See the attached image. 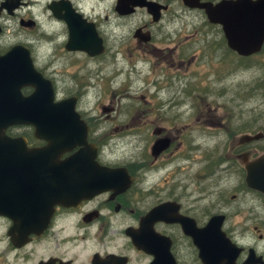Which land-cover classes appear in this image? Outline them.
I'll use <instances>...</instances> for the list:
<instances>
[{
	"label": "flooded vegetation",
	"instance_id": "obj_1",
	"mask_svg": "<svg viewBox=\"0 0 264 264\" xmlns=\"http://www.w3.org/2000/svg\"><path fill=\"white\" fill-rule=\"evenodd\" d=\"M135 1L154 2L156 16L130 0H0V54L26 50L50 81L53 100L74 98L94 151L95 167L86 170H101L108 179L115 169L118 179L71 205L16 209L13 217L0 212V264L25 262L32 252L39 255L31 264H264V209H242L253 196L264 203L245 185L243 166L264 152V34L258 40V34L241 38L236 31L231 47L222 25L202 8L181 0ZM138 12L143 19L130 28ZM186 14L190 29L181 33L176 28ZM193 19L206 29L194 28ZM72 30L90 39L82 40L91 49V38H99L101 51L68 48ZM38 51L46 59L37 58ZM131 52L134 61L126 58ZM55 54L59 66L61 56L75 55L64 65L74 69L105 54L104 70L118 64L116 54L136 75L137 63H144L142 105L80 109L81 77L67 75L73 84L61 92L46 72ZM97 77L107 79L106 73ZM31 91L20 88L23 95ZM99 96L95 91V100ZM4 134L27 148L45 144L30 124L9 125ZM210 145L216 152L206 157ZM78 149L60 152L59 160ZM211 183L225 195L212 196ZM212 214L222 215L220 239L204 231ZM27 228L32 231L21 236Z\"/></svg>",
	"mask_w": 264,
	"mask_h": 264
},
{
	"label": "water",
	"instance_id": "obj_2",
	"mask_svg": "<svg viewBox=\"0 0 264 264\" xmlns=\"http://www.w3.org/2000/svg\"><path fill=\"white\" fill-rule=\"evenodd\" d=\"M181 1L188 7L202 8L211 22L221 24L231 47H235L236 31L241 38H246L247 34L254 38L258 34V40L264 34V0ZM130 2L145 6L156 16L154 2ZM74 32L72 30L69 34L68 48L84 50L88 55L101 51L99 38H91L96 45L91 49V44L82 40L86 38L76 37ZM19 49L11 47L0 54V212L10 217L15 215L16 209L71 205L105 188V184L112 186L118 182L112 175L115 169L110 170L108 179L100 175L101 170H86L95 167L94 151L87 144L85 127L80 125L74 111V98L53 100L50 81L33 67L26 50ZM23 86L32 87V91L21 94ZM74 120L77 126L73 124ZM12 124L32 125L34 135L43 139L45 144L27 148L21 138H9L4 130ZM76 145H80V149L59 160L60 152ZM243 166L245 185L264 196V152ZM48 210L50 214L51 209ZM221 219L219 214L210 216L204 228L210 237L222 238ZM31 231L32 228H27L18 232L25 237ZM26 240L14 243L19 246Z\"/></svg>",
	"mask_w": 264,
	"mask_h": 264
},
{
	"label": "rangeland",
	"instance_id": "obj_3",
	"mask_svg": "<svg viewBox=\"0 0 264 264\" xmlns=\"http://www.w3.org/2000/svg\"><path fill=\"white\" fill-rule=\"evenodd\" d=\"M173 9H178L179 6L176 4L172 5ZM190 15H187L181 20V25H177L178 30L182 31L181 33H187L190 29L191 22L189 21ZM138 19L142 18V13L138 12L137 15H134V18L131 19V22L129 23V27H133ZM187 20V21H186ZM198 19H193L192 22H194V28L198 29H206L201 26L200 22H197ZM117 22L114 21V24ZM128 26V23H127ZM126 30L125 25L124 26H118L115 28V30ZM106 55V54H105ZM105 55L101 58H98V62L96 64L87 63L83 65L81 68L74 69V66L68 67L64 66L68 60L72 59L74 56L70 54L61 56V66H59V58L58 55L55 54L53 56V60L51 64L49 65V68L46 69L47 73H50L52 76H54V79L56 80V84L61 87V92H64V90L68 89V86L71 81H69L66 77L67 75H75V77H81L80 81L77 83V88H79L81 91H84L83 96L81 97L78 106L80 109H100V105L113 106L116 108L118 105V109H138L142 103L139 99V95L145 94L144 88H143V80L142 76L146 73V67L144 63H137V69L140 72L139 75H136L135 72L129 70V65L125 63V59L123 56L116 54V57L118 59V64H108L107 70H104V67H102L104 63ZM36 57L39 59H46L45 53L42 51H38L36 53ZM137 57L136 52H131L126 58H131L133 61ZM52 60V57H51ZM100 61L102 63H100ZM74 69V70H73ZM61 70V73H60ZM99 70V71H98ZM118 70H121L120 72H117ZM106 73L107 79L104 77L98 78L97 74L104 75ZM111 77V78H110ZM129 80H132L129 82ZM73 84V83H72ZM95 91L96 93L100 92V96L98 97V100H95ZM114 136V133H113ZM215 148L213 146H209V148L206 151V157H212L213 154L216 152L214 150ZM215 166H213L214 168ZM216 168V167H215ZM218 179L212 180L213 182L217 181ZM211 183V192L212 196L217 194L225 195L224 190H218V185H212ZM218 190V191H217ZM253 196V195H252ZM254 199H252L251 203H245L242 206V209H256L257 211L261 212L264 209V203L262 200L257 197L253 196ZM210 212H215L217 209H209ZM39 253L32 252L29 255V258L25 262L17 261L15 264H31L37 257Z\"/></svg>",
	"mask_w": 264,
	"mask_h": 264
}]
</instances>
